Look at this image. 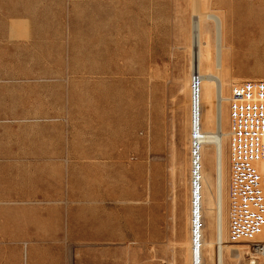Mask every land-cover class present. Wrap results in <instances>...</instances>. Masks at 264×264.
Wrapping results in <instances>:
<instances>
[{
	"label": "rangeland",
	"instance_id": "rangeland-1",
	"mask_svg": "<svg viewBox=\"0 0 264 264\" xmlns=\"http://www.w3.org/2000/svg\"><path fill=\"white\" fill-rule=\"evenodd\" d=\"M194 1L0 0V264H190ZM198 1L224 21L226 95L264 82V0ZM228 158L226 138L225 181ZM248 245L225 264H264Z\"/></svg>",
	"mask_w": 264,
	"mask_h": 264
},
{
	"label": "bare ground",
	"instance_id": "bare-ground-1",
	"mask_svg": "<svg viewBox=\"0 0 264 264\" xmlns=\"http://www.w3.org/2000/svg\"><path fill=\"white\" fill-rule=\"evenodd\" d=\"M202 1V0H201ZM192 16L198 18L199 25V54L190 60V98H191V221H190V264H203V231L201 206L204 199L212 211L215 236V264H225V254H228V244L231 245V257L243 258L246 256L261 255L263 251L253 249L250 245H233L229 241V173L230 162L228 158V171L225 181V140L230 137L229 129L225 128V103L233 99L226 95L225 88L228 73L225 70L224 47V21L219 15L205 10L198 0L192 3ZM210 23L213 24V31ZM212 34L215 39L212 51ZM225 48V47H224ZM213 52V53H212ZM213 54L215 55L213 58ZM194 60V61H193ZM205 64L207 67L204 68ZM230 69V68H229ZM189 76V75H188ZM237 79V78H236ZM233 81H235L233 79ZM230 82V81H229ZM257 82H246L255 84ZM198 110L197 114L195 111ZM213 153V175L203 169V151ZM264 172V163L260 165ZM226 190V198H225ZM227 217V219H226ZM186 243V242H185ZM251 244H264V231L258 235ZM188 247V246H187ZM247 250V251H245Z\"/></svg>",
	"mask_w": 264,
	"mask_h": 264
},
{
	"label": "built area",
	"instance_id": "built-area-1",
	"mask_svg": "<svg viewBox=\"0 0 264 264\" xmlns=\"http://www.w3.org/2000/svg\"><path fill=\"white\" fill-rule=\"evenodd\" d=\"M229 117V241L244 245L264 231V82L235 86Z\"/></svg>",
	"mask_w": 264,
	"mask_h": 264
},
{
	"label": "crops",
	"instance_id": "crops-1",
	"mask_svg": "<svg viewBox=\"0 0 264 264\" xmlns=\"http://www.w3.org/2000/svg\"><path fill=\"white\" fill-rule=\"evenodd\" d=\"M208 155H209V152H206V153H205V160H204V169H205V171H207V172H208V169H207L206 161H207V157H208Z\"/></svg>",
	"mask_w": 264,
	"mask_h": 264
}]
</instances>
